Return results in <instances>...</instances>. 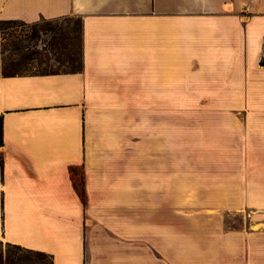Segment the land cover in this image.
Masks as SVG:
<instances>
[{"label": "crops", "instance_id": "crops-1", "mask_svg": "<svg viewBox=\"0 0 264 264\" xmlns=\"http://www.w3.org/2000/svg\"><path fill=\"white\" fill-rule=\"evenodd\" d=\"M69 16L82 22L80 71L5 76L0 58V241L52 264H248L222 209L166 208L182 197L166 169L181 167L166 150L182 148V127L167 138V114L264 103V0H0V20ZM212 123L206 140L222 142L231 129Z\"/></svg>", "mask_w": 264, "mask_h": 264}, {"label": "rangeland", "instance_id": "rangeland-1", "mask_svg": "<svg viewBox=\"0 0 264 264\" xmlns=\"http://www.w3.org/2000/svg\"><path fill=\"white\" fill-rule=\"evenodd\" d=\"M68 18L71 19L59 20L58 23L69 24L72 27L77 17ZM37 22L40 25L44 23L41 20ZM19 29L20 27L9 31ZM23 29L30 30L29 27ZM73 36L76 48L79 49V29L75 30ZM2 43L5 44L4 41ZM33 48L44 54L40 42ZM8 54L5 53L3 58L11 73L47 74L69 70L68 64H61L52 58H33L24 61L15 59L11 62L7 60ZM171 104H176L175 107L181 110V114L177 117L167 114V138L172 136L174 131H178L179 126L182 127L179 129L182 148L172 149L167 145L166 161L167 165L170 161V163L179 161L181 167L168 166L166 169L167 176L173 177L174 174L180 176L182 197L181 200H176V204L172 199L166 200V208L181 206L183 219L196 218L192 215L196 213L195 210L222 209L223 211H213V213L221 214L222 228L231 236L229 243L232 245L231 249H234L232 251L240 255L246 254L248 264L250 255L264 259V103L225 104L183 101ZM212 109H233L240 112L221 118L197 116L198 111ZM174 121H176V130L172 127ZM214 121H220L222 129L226 128L225 131L230 132L231 129V133L225 136L222 142L206 140L207 132H210V137L213 136V132L206 129L207 126L221 125L213 124ZM233 129L238 130L239 134H235ZM241 131L245 133V138L242 137ZM222 175L228 176L229 183L221 184ZM239 179L243 182L241 183ZM207 185L214 188L224 187L223 198L220 197L222 194H214L217 195L216 198L206 199L204 188ZM256 227L262 228L261 231H254L253 228ZM1 245L3 249L7 248L5 242L1 241ZM10 249L13 250L12 247ZM27 257L28 259L25 260ZM23 259L27 264H50L48 257L34 253H24Z\"/></svg>", "mask_w": 264, "mask_h": 264}, {"label": "trees", "instance_id": "trees-1", "mask_svg": "<svg viewBox=\"0 0 264 264\" xmlns=\"http://www.w3.org/2000/svg\"><path fill=\"white\" fill-rule=\"evenodd\" d=\"M71 19L68 17H61L55 19L40 20L44 22L42 25L38 22L25 23L19 20H0V58L2 60V74L5 76L14 75L18 73H11L8 70V64H6L3 55L9 53L7 60L11 62L15 59L18 60H31L33 58H46L54 59L59 63L68 64L69 70L59 72H78L82 69V55H81V30L82 22L78 17L76 18L73 26L59 24V20ZM20 29L17 31H9L11 29ZM23 27H29L30 30H24ZM80 31V47L76 48L75 45V30ZM9 31V32H8ZM2 41L5 42L3 45ZM40 42L43 45L42 50L44 54L33 48ZM78 56V57H77ZM78 60V63H77ZM260 65H264V59L260 61ZM57 73V72H54ZM49 74V73H47ZM1 140V128H0V143ZM82 201L83 199V192ZM7 244V248L3 249L0 241V264H27L24 263V253H34L38 256L48 257L50 264H52V256L40 251H34L22 248L18 245ZM10 247L13 248L10 249ZM25 258V260H27ZM26 262V261H25Z\"/></svg>", "mask_w": 264, "mask_h": 264}]
</instances>
